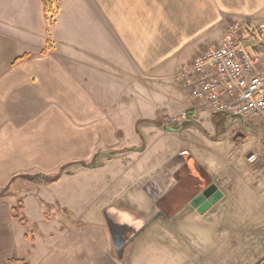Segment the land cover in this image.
I'll return each instance as SVG.
<instances>
[{
    "label": "crops",
    "instance_id": "1",
    "mask_svg": "<svg viewBox=\"0 0 264 264\" xmlns=\"http://www.w3.org/2000/svg\"><path fill=\"white\" fill-rule=\"evenodd\" d=\"M256 20H264V0H61L49 27L42 0H0V188L18 175L51 174L71 162H90L99 151L117 150L131 160L148 153L157 136L205 129L204 121L233 117L199 103L188 86L191 77L182 70L197 55L224 43L230 21ZM184 111L187 117L180 119L179 128L167 126L166 119ZM181 152L199 158L182 147L168 157ZM108 159L103 167L99 163L100 168L106 169L115 158L111 154ZM242 166L230 162L219 173L208 168L210 179L205 178L212 183L236 173L239 182L247 183L239 173ZM255 167L251 163L254 172ZM80 172L78 168L50 184L15 180L13 192L0 201V264H138L146 261L144 247L175 242V237L154 236V228L165 231L182 216L200 214L191 206L169 216L170 208L157 199L168 191L170 179L165 173L149 176L142 181L139 205L109 204L108 213L127 236L117 247L106 218L74 219L64 225L61 218L48 215L47 207L63 200L57 194L47 200L41 191ZM87 177L99 181L95 175ZM174 181L178 183L176 177ZM149 182L154 186L147 189ZM227 196L200 215L217 220L248 210L225 207ZM19 200L26 223L12 215ZM30 203L36 206L37 220ZM42 222H56L58 227L43 231ZM219 224L207 225L201 246L232 236L226 234L234 228ZM253 240L254 249L260 248L262 240ZM248 255L249 245L226 255L221 264H244ZM210 256L184 255L183 261L210 264L221 257Z\"/></svg>",
    "mask_w": 264,
    "mask_h": 264
},
{
    "label": "rangeland",
    "instance_id": "2",
    "mask_svg": "<svg viewBox=\"0 0 264 264\" xmlns=\"http://www.w3.org/2000/svg\"><path fill=\"white\" fill-rule=\"evenodd\" d=\"M56 15L57 13L50 15L48 20L45 18L49 27L54 25L50 23L55 21ZM46 48H48V44ZM166 120L168 127L179 128L180 119L174 123L170 122L171 119ZM203 124L205 129L195 127V129H188L175 136H157L148 153L135 155L132 159L130 158L131 160L125 154H120L124 152L111 153L115 159L106 169L100 168L99 165L93 167L70 166L68 168L70 172L65 174H71L78 168L83 172H80V175L66 178L67 182L61 185L41 191L47 200L52 199L54 194L61 196L63 200V203L47 207L49 217L61 218L64 225L74 223V219L82 222L104 220L105 212L110 210L111 205L120 208H128L132 205L131 203L139 205L143 200L141 196L144 195L142 192L143 179L163 173L170 179L168 181L169 189L157 201L159 205L169 207L171 213L168 215L172 216L175 210L190 209V201L210 184L208 182L210 175L208 176L206 171L208 168L214 173H219L223 172L230 162H238L243 165L240 167L239 173L242 171V175L246 176L247 183L239 182L240 175L236 173L222 175L214 182L228 195L224 203L225 207L231 208L238 205L244 206L248 210L242 211L240 214H226L225 218L221 215V218L217 220L214 219L217 216L210 219L209 216L200 214L189 215L186 218L182 216L176 221L174 228H165V231L154 228V236L159 235L160 238L168 240L175 237V242L166 244L161 241V244L158 243L159 245H150L148 250L144 247L141 254L144 253L143 259L146 261L138 262V264H172L173 259L174 264H186L185 260L183 261V256L192 255L195 257V254L198 256L207 254L211 255L210 257L221 256L218 259L213 258L210 263L221 264L226 255L240 251L248 245L251 246V255H248L244 264H257L264 258V116H254L246 120L245 123L235 117L224 116L216 123L204 121ZM180 147L188 148L198 154L199 158L193 157L191 154L179 158L183 152L174 157H168ZM253 152L257 153V160L249 163L247 157ZM108 157L109 155L104 152L96 155L95 160L103 167L109 160ZM251 163H253V167L256 166L255 172L251 168ZM258 167H262V170L258 171ZM89 175H95V179L97 177L99 181L90 182L87 177ZM206 176L209 179H206ZM174 177L178 179V183L173 182ZM12 186H10V193L13 192ZM153 186V182L145 185L147 189ZM240 190L243 193H237ZM251 192L254 193L251 194ZM29 202L31 201L29 200ZM103 206L104 208L100 212L98 209ZM29 208L37 220L36 206L30 203ZM69 208L74 211L75 216L71 215ZM218 221L219 225L225 228H234L233 231L230 229V232L226 234L232 236H227L226 241L223 242L209 243V246L205 243L204 246H201L200 240L207 233V225L215 226ZM55 223L42 222L43 231L57 228ZM236 223L238 227L235 226ZM147 237L152 239V236L144 238ZM253 238L262 240L260 248L258 247L256 250L253 247ZM192 264L200 263L192 261ZM203 264L209 263L204 262Z\"/></svg>",
    "mask_w": 264,
    "mask_h": 264
},
{
    "label": "built area",
    "instance_id": "3",
    "mask_svg": "<svg viewBox=\"0 0 264 264\" xmlns=\"http://www.w3.org/2000/svg\"><path fill=\"white\" fill-rule=\"evenodd\" d=\"M182 73L191 77L188 86L196 100L214 112L245 121L264 116V20L230 21L224 43L197 55ZM186 117L184 111L170 122ZM255 160L253 152L248 161Z\"/></svg>",
    "mask_w": 264,
    "mask_h": 264
},
{
    "label": "trees",
    "instance_id": "4",
    "mask_svg": "<svg viewBox=\"0 0 264 264\" xmlns=\"http://www.w3.org/2000/svg\"><path fill=\"white\" fill-rule=\"evenodd\" d=\"M61 0H42L43 3V12H44V16L45 18L48 20L50 15H55L57 13V9H58V4ZM54 20L53 22H51L50 24L53 25L54 24ZM255 50L257 52H260V48L255 47ZM26 56H23V58ZM158 123V122H157ZM161 124V123H158ZM176 128V127H175ZM143 147L138 148V150H142ZM117 150H112V151H99L96 155L98 156V154L100 153H107L109 156L111 155V153H115ZM96 156L90 161V162H86V161H78V162H71L68 164L63 165L60 170L56 173H51V174H44V173H37V174H23V175H18L19 177H24L26 179L32 180V181H39V182H43L45 184H49V183H54L57 182L61 179V177L65 174V173H69V167L73 166V165H81V166H87V167H93V166H98L99 163L96 162ZM17 176V177H18ZM17 177H13L9 183L3 187L0 188V201H2L5 197H7L8 195H10V190L12 184L15 181V178ZM13 187V186H12ZM23 210H24V204L21 200H19L16 204V206L13 207L12 209V215L13 217H15L16 219H18L19 221H21L22 223H26L28 222V219L24 216L23 214ZM17 262V260H11V263L13 262ZM14 264V263H13ZM23 264H26L25 262ZM257 264H264V258L262 260H260Z\"/></svg>",
    "mask_w": 264,
    "mask_h": 264
},
{
    "label": "water",
    "instance_id": "5",
    "mask_svg": "<svg viewBox=\"0 0 264 264\" xmlns=\"http://www.w3.org/2000/svg\"><path fill=\"white\" fill-rule=\"evenodd\" d=\"M184 156H190V153L183 152L179 155V158H183ZM224 197V191L219 188L217 183L213 182L207 185L200 193H198L190 201V204L198 211V213L204 214L209 209H211L212 206L221 201ZM111 215L106 212L107 224L110 230L111 237L115 241L116 246L120 247L124 243L127 236H123V226L121 227L120 224L115 220L114 216Z\"/></svg>",
    "mask_w": 264,
    "mask_h": 264
},
{
    "label": "flooded vegetation",
    "instance_id": "6",
    "mask_svg": "<svg viewBox=\"0 0 264 264\" xmlns=\"http://www.w3.org/2000/svg\"><path fill=\"white\" fill-rule=\"evenodd\" d=\"M237 120H242L244 123H245V120H243L242 118L240 117H235Z\"/></svg>",
    "mask_w": 264,
    "mask_h": 264
}]
</instances>
